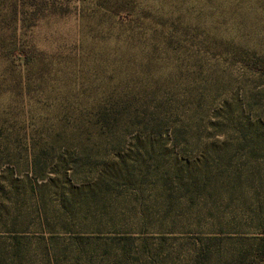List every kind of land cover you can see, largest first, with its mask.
Returning <instances> with one entry per match:
<instances>
[{
  "label": "rangeland",
  "instance_id": "1",
  "mask_svg": "<svg viewBox=\"0 0 264 264\" xmlns=\"http://www.w3.org/2000/svg\"><path fill=\"white\" fill-rule=\"evenodd\" d=\"M263 60L264 0H0V264H228Z\"/></svg>",
  "mask_w": 264,
  "mask_h": 264
},
{
  "label": "trees",
  "instance_id": "2",
  "mask_svg": "<svg viewBox=\"0 0 264 264\" xmlns=\"http://www.w3.org/2000/svg\"><path fill=\"white\" fill-rule=\"evenodd\" d=\"M257 71L264 78V60L258 64ZM254 135L257 140L264 142V117L254 120ZM262 139H259V138ZM258 200L253 210V235L251 240H243L233 250L225 263L230 264H264V173L258 184ZM250 240V241H249ZM209 255V253H208ZM208 264L210 260L208 259Z\"/></svg>",
  "mask_w": 264,
  "mask_h": 264
}]
</instances>
